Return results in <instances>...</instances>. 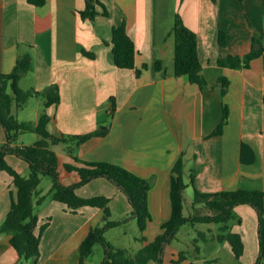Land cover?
Returning <instances> with one entry per match:
<instances>
[{
	"label": "crops",
	"instance_id": "0c3cea01",
	"mask_svg": "<svg viewBox=\"0 0 264 264\" xmlns=\"http://www.w3.org/2000/svg\"><path fill=\"white\" fill-rule=\"evenodd\" d=\"M99 1L110 16L105 17L103 7L97 6L100 15L90 21L79 13L86 0H45L42 6L28 0H0V72L10 73L20 56L30 54L34 85L26 90L41 93L53 84L59 86L60 104L44 109L51 117L48 129L56 136L84 135L98 124L108 123L105 137L91 138L74 155L91 163L118 164L151 179L149 208L153 221L144 232L147 241L143 246L161 232V225L171 215L170 176L181 155L185 182L190 184L191 174L195 176L194 185L185 191L186 217L217 215L207 205L213 197L204 194L264 191V51L249 68L218 65L229 55L248 54L254 34L260 37L257 47L264 49V0ZM177 12L197 35L202 73L207 80L203 89L187 76H175V37L171 32ZM122 22L136 45V67L147 65L140 77L135 70L114 64L112 29ZM220 29L226 33L225 47L218 43ZM157 60L162 62L160 71ZM222 77L229 81L224 97ZM112 98L116 111L111 116ZM224 105L227 122L220 135L212 136L223 119ZM5 142L6 131L0 125V146ZM53 150L61 162L62 184H77L78 173L64 167L74 164L67 149L56 144ZM7 162L28 175L24 160L9 155ZM76 192L83 198H110L112 216L119 219L132 210L127 196L106 178L94 179ZM17 196L13 178L1 171L0 225ZM49 199L36 210L40 218L36 234L49 223L41 237L39 264H78L80 245L90 229L101 223L103 212L86 206L73 213L65 204ZM235 211L232 231L242 236L245 245L240 262L255 264L259 255L258 214L249 205L237 206ZM204 224L210 227L196 231L200 239L193 243L200 250L202 241L207 246L215 244L216 251L227 247L232 252L229 243L215 239L220 226ZM11 237L0 233V264H30L20 261L10 244ZM170 249L165 261L168 264L179 252ZM192 259L197 264H219L211 255L197 254Z\"/></svg>",
	"mask_w": 264,
	"mask_h": 264
},
{
	"label": "trees",
	"instance_id": "16d2710c",
	"mask_svg": "<svg viewBox=\"0 0 264 264\" xmlns=\"http://www.w3.org/2000/svg\"><path fill=\"white\" fill-rule=\"evenodd\" d=\"M28 2L36 6L45 4V0H28ZM85 3V8L79 12L83 20H95L100 15L97 6L103 7L105 17L110 16L107 8L99 0H86ZM171 33L175 37V76H187L191 83L203 89L207 85V80L202 73L198 38L196 33L185 25L179 12L176 13ZM259 39L260 37L254 34L251 51L248 54L244 56L229 55L220 59L218 65L233 69L249 68L251 61L259 57L264 51L263 48L257 47ZM226 42V33L220 29L218 43L225 47ZM112 45L115 66L120 69L135 70L137 77H140L147 65L141 69L136 67L138 52L135 42L128 34L125 22L113 27ZM84 55L94 57L88 52H84ZM32 65V56L25 54L17 59L10 73L0 72V125L6 131V142L0 146V172L6 171L13 178L18 190L17 199L13 200L9 213L0 225V233L12 235L10 244L17 252L20 261L25 260L30 264H39L41 237L49 223L42 225L40 232L36 234L40 222L36 210L47 199L51 198L53 201L65 204L73 213L86 206L98 208L103 212L101 223L90 229L80 245L78 264H88V259L96 244H100L104 250V258L101 264H149L152 261L157 264H165L166 256L171 250L170 246L180 229L184 225H194L195 223L220 225L219 234L215 239L219 243H229L235 258L240 261L245 252V245L242 236L232 231L231 224L237 217L235 208L240 205H249L258 214L259 255L255 264H264V191L237 189L221 191L212 195L204 194V197H213L207 202V205L212 210H216L217 215L186 217L184 215L185 191L189 185H194L195 176L194 173L191 174L190 184L185 182L183 155L176 160L171 170L169 192L171 215L161 225V232L134 254H131L128 249L117 248L108 241L105 236L108 230L132 220H136L142 232V236L138 240L147 241L144 232L153 221L149 208L151 179L140 177L118 164L84 161L74 155V147H68L67 153L74 160V164H65L64 167L68 172H77L80 181L70 186L63 185L59 174L61 162L58 154L53 150V145L74 143L76 147H79L91 138L105 137L108 129L97 130L84 135L61 134L56 136L48 129L51 117L46 111L41 114L36 123L19 121L13 114L14 104H16L17 110H21L29 99L38 93L35 90H26L20 87V80L31 71ZM156 69L159 71L162 69L160 60L156 61ZM219 80L222 84L221 95L224 97L228 90L229 81L225 77ZM9 89H11L12 94L9 93ZM45 95V109L60 104L61 95L57 84L51 85ZM111 101L109 113L112 116L116 111V100L112 98ZM227 118L228 110L224 105L223 119L212 136L222 133ZM28 133H35L40 136V139L32 145H19L20 136ZM9 155H14L28 163V175L17 172L8 164L7 156ZM44 176H49L52 180V187L48 193H43L40 188ZM97 178L108 179L127 196L132 207L130 215L112 220L110 198L106 196L83 198L77 194L78 188ZM240 222L239 219L238 223ZM196 252H200L198 246H196ZM175 255L177 259L171 260L172 264H197L189 258L190 256H187L185 251H179Z\"/></svg>",
	"mask_w": 264,
	"mask_h": 264
},
{
	"label": "rangeland",
	"instance_id": "374dc122",
	"mask_svg": "<svg viewBox=\"0 0 264 264\" xmlns=\"http://www.w3.org/2000/svg\"><path fill=\"white\" fill-rule=\"evenodd\" d=\"M33 83H34L33 75L31 71H29L20 80V87L23 89H27V87L33 86L34 85ZM46 92L47 90H44L43 92L41 93L38 92L36 95L32 96L27 102V104L21 110H17L16 104H14L13 114L21 122L35 123V121H37L40 118L41 114L44 112ZM9 93L12 94L11 89H9ZM107 124H103V125L98 124L97 128L92 132H95L97 130H104ZM39 139H40L39 135L35 133H28L19 138L18 144L21 145L20 143L22 142L26 144H32L34 141L36 142ZM59 144L63 145L66 149L68 147H74L75 153L79 152L80 149V146L76 147L74 143H69V144L59 143ZM185 181H187L186 178ZM51 187H52L51 178L49 176H44L40 188L43 189L45 193H48ZM49 200L51 201V198ZM131 212L128 214L125 213L124 216L130 215ZM236 212L237 211H235V214ZM111 219L118 220L119 218L118 216L113 215ZM208 227H210V225L204 223H197L195 225V229H193L194 226H192V224L184 225L178 232L176 238L173 240L170 247L176 249L177 251H185L187 253V256L188 257L190 256L189 257L190 259H192V256H195L197 254H199L202 257L211 255L213 258L219 259V264H242L239 260L235 258L233 253L229 249H227V247H219L220 249L216 251L215 244L212 246L211 245L207 246L204 245L202 241H200L199 245L202 246V250H200V252H196V245L193 243V240L198 237L197 236L198 232L196 231H205ZM216 232L218 233V230ZM105 236L107 240L110 241L115 247L128 249L131 254H134L143 246V241L138 240V238L142 236V232L140 231L136 220H132L128 223L119 225L117 227L108 230ZM209 236L212 237V234L210 235L209 233ZM103 258H104L103 247L100 244H96L94 246L93 254L88 259L89 260L88 264H101ZM149 264H157V263L152 261ZM165 264H168V262H165Z\"/></svg>",
	"mask_w": 264,
	"mask_h": 264
}]
</instances>
